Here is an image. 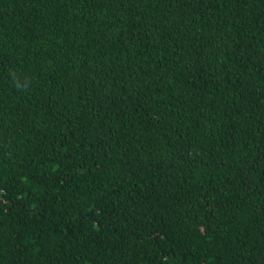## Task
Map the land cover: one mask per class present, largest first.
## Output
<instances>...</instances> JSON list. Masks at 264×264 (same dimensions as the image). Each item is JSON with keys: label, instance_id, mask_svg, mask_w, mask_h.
Wrapping results in <instances>:
<instances>
[{"label": "trees", "instance_id": "trees-1", "mask_svg": "<svg viewBox=\"0 0 264 264\" xmlns=\"http://www.w3.org/2000/svg\"><path fill=\"white\" fill-rule=\"evenodd\" d=\"M0 264H264V0H0Z\"/></svg>", "mask_w": 264, "mask_h": 264}]
</instances>
